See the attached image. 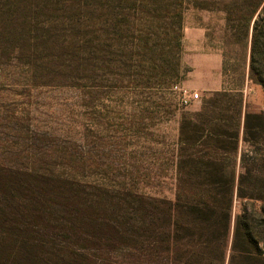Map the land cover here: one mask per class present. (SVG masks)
<instances>
[{"label": "rangeland", "instance_id": "rangeland-1", "mask_svg": "<svg viewBox=\"0 0 264 264\" xmlns=\"http://www.w3.org/2000/svg\"><path fill=\"white\" fill-rule=\"evenodd\" d=\"M234 1L0 0L14 29L0 48V164L75 172L114 192L171 188L181 126L225 88L211 38ZM175 86L199 100L180 106ZM243 94L264 113L260 86L247 79ZM124 252L116 264H129Z\"/></svg>", "mask_w": 264, "mask_h": 264}, {"label": "trees", "instance_id": "trees-1", "mask_svg": "<svg viewBox=\"0 0 264 264\" xmlns=\"http://www.w3.org/2000/svg\"><path fill=\"white\" fill-rule=\"evenodd\" d=\"M222 10L211 45L225 88L181 126L171 188L114 192L75 172L0 164V264H116L122 251L129 264H264V113L243 94L247 79L264 93V0ZM10 18L0 12V48L13 43Z\"/></svg>", "mask_w": 264, "mask_h": 264}, {"label": "built area", "instance_id": "built-area-1", "mask_svg": "<svg viewBox=\"0 0 264 264\" xmlns=\"http://www.w3.org/2000/svg\"><path fill=\"white\" fill-rule=\"evenodd\" d=\"M174 91L177 93L179 104L182 107L190 106L199 100V94L197 92L184 89L180 86H175Z\"/></svg>", "mask_w": 264, "mask_h": 264}, {"label": "crops", "instance_id": "crops-1", "mask_svg": "<svg viewBox=\"0 0 264 264\" xmlns=\"http://www.w3.org/2000/svg\"><path fill=\"white\" fill-rule=\"evenodd\" d=\"M217 90V89H216Z\"/></svg>", "mask_w": 264, "mask_h": 264}]
</instances>
